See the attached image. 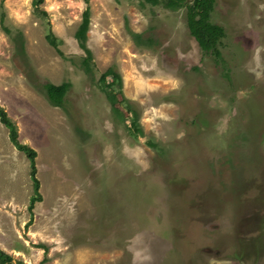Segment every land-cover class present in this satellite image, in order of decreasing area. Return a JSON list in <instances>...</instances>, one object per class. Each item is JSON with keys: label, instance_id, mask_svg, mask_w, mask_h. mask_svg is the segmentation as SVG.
Instances as JSON below:
<instances>
[{"label": "rangeland", "instance_id": "obj_1", "mask_svg": "<svg viewBox=\"0 0 264 264\" xmlns=\"http://www.w3.org/2000/svg\"><path fill=\"white\" fill-rule=\"evenodd\" d=\"M86 5L43 0L37 15L34 0H0V104L36 150L42 195L26 225L29 160L0 122V249L26 264H264V0H214L217 59L190 35L186 6L89 0L92 74L75 38ZM126 25L154 42L137 46ZM109 67L121 115L110 77L100 86ZM24 70L71 82L65 106Z\"/></svg>", "mask_w": 264, "mask_h": 264}, {"label": "trees", "instance_id": "obj_2", "mask_svg": "<svg viewBox=\"0 0 264 264\" xmlns=\"http://www.w3.org/2000/svg\"><path fill=\"white\" fill-rule=\"evenodd\" d=\"M43 0H34V12L39 15L45 12L38 8V4ZM86 1V7L82 12L81 22L75 32V38L77 39L79 47L83 50L85 56L82 60V67L87 74H92L91 61L92 53L87 46V31L90 25V6L89 0ZM152 5H157L162 3L164 7L170 9H176L178 7L186 6V22L190 35L195 39L199 47L206 53L212 54L216 59L221 56V51L219 45L222 43V39L225 37V30L222 26L212 23L210 21V14L213 10L214 0H193L190 4L184 3V0H148ZM3 29L7 34L11 35L10 30L3 25V17L0 19ZM126 29L131 39L137 46H150L154 40L152 37H145L144 32H136L132 30L128 25ZM14 43L15 55L23 58L25 61L23 64L27 65V55L25 50V38L21 31L11 36ZM47 42L59 51L58 45L59 40L53 34L52 30L45 36ZM25 76L32 88L37 92L43 94L47 101L54 107L63 108L65 105V98L67 92L71 87V82L63 81L59 84H55L49 80H43L36 75L33 70H24ZM103 80L100 84L103 91H107V78L110 77V87L113 86L117 88V92L109 94L108 99L113 107V111L118 115L121 112L116 108V104L119 101L118 96H123L122 93V79L121 75L113 68L109 67L105 72L102 73ZM131 119L135 125H138V117L135 111L132 112ZM0 122L7 128L8 137L13 146L23 152L27 159L29 160L30 167V178L32 181L33 193L30 196L27 210L30 214V219L26 223L29 225L31 223V217L33 214V208L36 202L42 200V195L40 193V181L37 177L36 168V150L26 143H22L19 140L18 127L15 121L8 115L5 108L0 104ZM154 146V144H153ZM0 264H26L22 260H15L12 255L8 254L4 250L0 249Z\"/></svg>", "mask_w": 264, "mask_h": 264}]
</instances>
